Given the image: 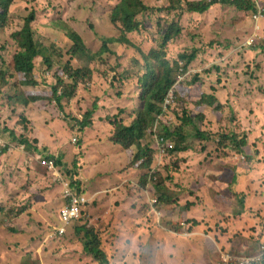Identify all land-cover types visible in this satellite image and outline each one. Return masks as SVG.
<instances>
[{"label":"rangeland","instance_id":"374dc122","mask_svg":"<svg viewBox=\"0 0 264 264\" xmlns=\"http://www.w3.org/2000/svg\"><path fill=\"white\" fill-rule=\"evenodd\" d=\"M251 1L260 7L258 11L264 17V0ZM34 2L38 5L37 21L66 23L83 38L91 52L100 47L98 37L119 34L107 22L98 20L104 15L100 11L108 12L116 0ZM188 2L210 0H181L175 11L145 15L152 26L160 18L162 26L165 22L179 21L181 35L166 50L170 64L194 50L199 56L191 70H179L178 66L175 74L177 83L181 82L177 88L198 78L193 92L186 94L185 104L178 103L177 96V106L174 104L178 118L186 112L194 122L186 128L188 150L179 155L170 156L171 151L160 155L153 135L147 139L155 151L151 172L166 165L163 177L181 173L178 178L173 175L174 182L169 181L175 191L182 193L178 206L166 208L158 204L152 180L148 178L145 187L140 183L149 171L127 168L132 153L130 157L107 140L113 118H119L120 112L130 116L139 106L135 85L138 74L136 69L129 70L130 54L117 49L116 57L87 64L70 58L69 45L55 36L52 70L47 71L41 65L36 67L34 79L42 84L34 91L50 95L52 87L57 86L56 69H62L66 63L71 69L90 70L91 76L78 82L70 99L61 101L62 109L56 106L55 100L19 107L15 99L33 89L15 88L16 80L8 77L7 87L0 84V130L6 143L0 156L10 154L9 162L13 166L7 178L0 177V186L5 187L6 199L12 203L3 208L0 216V264H97L81 252L75 227L83 223L98 233L109 264H215L223 253L253 255L259 245V249L264 246V34H254L256 27L264 32V18L219 5L204 15L194 16L183 13ZM30 5L29 0H16L8 30L0 31V68L11 60L14 47L10 35L21 27ZM146 5L158 10L168 8L169 1L147 0ZM38 34L48 36L43 31ZM133 36L132 41L145 55L157 50L158 45L152 42L150 34ZM127 38L131 40V36ZM252 38L255 42L248 47ZM117 63L118 69L109 73ZM117 74H129L134 80L122 88L117 83ZM60 81L63 93L68 90V76L63 74ZM241 82L247 86L240 87ZM201 96H215L223 107L221 113L211 116L207 109L196 110L195 103ZM94 103L96 111L90 126L79 127L76 122H81ZM201 112L204 115L200 122ZM174 124H178L174 114L163 122L170 128ZM42 125L46 126L43 134L47 140L38 149L41 154L44 150L48 152L37 162L32 159L30 165L24 147L10 139V133L16 138L23 136L31 143L36 131H42ZM157 127L163 135L161 124ZM196 129L207 134L208 144L195 137ZM223 131L245 139L243 154L228 148L227 144L232 142L222 144L221 152L215 151L216 144L222 141L218 133ZM49 155L62 157L61 165L53 163L51 168L46 167L42 161ZM4 170L0 164V176ZM17 172L21 175H16ZM58 176L62 183H79V191L88 198L81 219L68 226L64 236L53 234L62 198ZM20 190L28 194L36 191L38 200L34 212L22 206L23 200L17 203ZM33 195L25 198L26 205ZM9 209L12 215L5 216ZM152 210L158 214L157 221ZM14 219L19 221L15 223ZM237 235L247 240L246 248L238 246L241 239L236 241ZM252 239L257 241L250 244Z\"/></svg>","mask_w":264,"mask_h":264},{"label":"trees","instance_id":"16d2710c","mask_svg":"<svg viewBox=\"0 0 264 264\" xmlns=\"http://www.w3.org/2000/svg\"><path fill=\"white\" fill-rule=\"evenodd\" d=\"M29 1L31 5L29 6L28 14H24L23 16L21 27L10 35L14 52L10 62L1 65L0 84L2 87H7L8 83L6 82V78L8 77L10 80H16V83H14L15 88L19 86V88L23 89H33V91H24L20 97L15 99L16 102L14 103L19 107L27 108L30 105L33 106L37 103L43 104L46 102L51 103V101L55 100L56 106L62 109L61 101L70 99L73 92L76 90L78 82H84V79H88L91 76V72L88 69L83 72L80 69H71L69 64L66 63L63 64L62 69H56V83L57 87L61 86L60 78L63 74L67 75L69 80L68 90H64L60 97L56 96V87H52L51 94L46 96L43 95V93L38 94L40 92L34 91L42 84V82L39 84L37 80L34 79L36 67L41 65L45 67L47 71L52 70L51 59L55 51V36L69 45L68 55L70 58L84 61V63L86 62L87 64H94L99 60V62H102L109 57H116L115 50L117 49L130 54L128 65H131V68L129 70L132 71L136 69V73L138 74L135 85L139 106L130 116H127L124 112H120L119 118H113V122L109 123L110 134L107 140L112 146L130 154V157L132 153V159L130 158L127 168L149 171L140 183L142 187H145L148 178L152 180L155 184L154 187L158 196V204L166 208H176L182 193L180 191H175L174 188H172L173 184H170L169 181L174 182L176 179L173 175H176L178 178L181 173L176 172L167 177H163V169L166 165H162L160 167L162 169L159 168L158 171L151 172L155 151L150 147L147 139L152 138L155 122L159 117L163 116L167 118L174 114L177 116L178 124H174V126L170 128L160 123L165 138L174 142V149L171 150L170 156L174 153L179 155L188 150L186 128L193 126L194 122L188 118L186 112L182 118H178V112H175L174 109L177 106V100L178 103L184 101L183 103L185 104L186 94L188 93L189 95L193 92L194 87L198 83V78L196 77L194 80L188 81V84L186 83V85L177 88L178 95L175 102L176 106H173L174 108H170L168 112H163V104L169 89L177 83V76L175 74L179 64L182 63L184 65L183 69L188 72V70H191L190 68L194 66L195 62L196 64L198 63V59L196 60V58L199 56L197 55V51L194 50L190 55L183 54L179 56L177 62L170 64L167 61L166 50L170 43L181 35V28L178 24L179 21L171 23L165 22L162 26L160 22H163V19L160 18L157 22L155 21V25L152 26L150 24V19H145V15L175 11L174 9L179 7L181 0H168L169 7L158 10L154 7H148L146 5L147 0H116L115 5H113L108 12L100 11L104 15L99 16L98 20L107 22L109 26L113 27L110 29L117 31L119 34L112 37H98L100 47L96 52H91L86 46L83 38L66 23L62 21L40 23L37 21L38 14H36V10L38 9V5L34 0ZM70 1L78 2L80 0ZM218 5L235 8L238 12H256V5L251 0H210V2L200 3L188 2L183 13L192 14L194 16L204 15ZM14 8H16V0H0L1 33L8 30V25L12 19V9ZM51 9H54V7ZM56 9L58 10V6H56ZM42 31L48 34V36H41L38 34V32ZM135 34H146L148 36L150 34L152 42L158 45V48H156L157 50H150L149 53L145 55L132 41L133 35ZM258 34L259 36H263L264 32L261 30ZM129 36H131V40L127 38ZM178 62L180 63L178 64ZM118 65L119 63L112 67L109 73H114L118 69ZM128 75L129 74H117V83L122 88H125L127 84L134 80ZM239 86L244 88L247 85L245 82H241ZM195 107L198 111L207 109V111H210L211 116H218L223 109L221 103L215 96H201L199 101L195 103ZM95 111L96 106L94 103L90 106L89 110L85 112L81 122H76L77 125L81 128L90 126L91 123L89 121H91L90 119ZM202 115H204L203 112H201L200 118L198 119L200 122L203 119ZM210 117L208 116V118ZM20 119L24 120L22 117ZM10 134V139H15L20 146L25 149H30L31 152L38 151L33 147L35 144L34 141L30 143L23 136H18V138H16L13 132ZM218 134L222 141L216 144V152L222 151L221 146L222 144L225 146V142H232L234 150L240 154L244 153L246 144L245 139H240L237 135L229 134L227 131ZM194 135L200 142H206L207 144L210 142V138L207 134L199 129H196ZM202 146L203 148L205 147L204 145ZM61 158L62 157L55 158L53 155H49L43 159L42 162L44 164L52 160L56 166H59L61 165ZM75 163L76 161H74V164ZM167 171V174H170V171ZM233 184H235V181ZM78 186L79 183H76V181L71 182V187L79 191ZM175 186L177 187V183ZM190 205L192 207L194 203H188V206ZM20 212L19 210L17 213ZM3 213L4 210L0 206V216ZM10 215H12V212L9 209L5 213V216ZM75 231L80 236L78 241L82 247L81 252L85 256L91 258V260L97 264H109L103 248L104 245L95 229L85 227V223H83L81 226L75 227ZM62 236H64V234ZM242 237V235H237L234 236V239L237 241L243 239ZM252 241L255 242L257 240L252 239L250 244L253 243Z\"/></svg>","mask_w":264,"mask_h":264},{"label":"built area","instance_id":"2783aa9c","mask_svg":"<svg viewBox=\"0 0 264 264\" xmlns=\"http://www.w3.org/2000/svg\"><path fill=\"white\" fill-rule=\"evenodd\" d=\"M260 7L257 8L256 6V14L259 15V17H262V11H258ZM264 15V10H263ZM264 18V17H262ZM261 18V19H262ZM260 19V20H261ZM259 20V21H260ZM256 22H259L255 20ZM259 27H256L254 30V34L259 36ZM253 34V35H254ZM252 35V36H253ZM255 42V39L252 38L249 41L248 47H251L253 43ZM176 83L174 86H172L165 98L164 104H163V112H166L168 108L172 107L175 104L176 96H177V86L180 84ZM63 85V84H62ZM62 94V87H56V96L60 97ZM175 96V98H174ZM165 118L163 116L159 117L158 120L155 122V126L153 129V138L156 141L159 154L162 155L168 151H171L174 149L173 144L165 138L164 135L159 134L157 131V126L160 123H163ZM74 141V139H73ZM6 143L3 140V137H1V130H0V152L5 147ZM228 148L232 147V144H227ZM234 149V148H233ZM53 165L52 161H48L46 163V166L51 168ZM57 180L60 181V185L62 188V200L64 202V205L59 213V226L55 229V234L62 236L68 226H70L72 223L79 221L82 217V212L84 211V208L88 205V198L78 191L77 189L71 187V182L65 181V183L61 182L60 178L57 177ZM260 250V252H259ZM214 264V263H213ZM215 264H264V246H261L257 248V252L253 255H236V254H229V253H223L219 257V261Z\"/></svg>","mask_w":264,"mask_h":264},{"label":"crops","instance_id":"0c3cea01","mask_svg":"<svg viewBox=\"0 0 264 264\" xmlns=\"http://www.w3.org/2000/svg\"><path fill=\"white\" fill-rule=\"evenodd\" d=\"M34 106V105H33ZM32 107V106H31ZM20 113H23V112H20ZM24 113H26V115H27V113L28 112H24ZM56 127H57V125H56ZM44 128H46V126L45 125H42V131L41 130H39L40 132H41V134L39 133V131L37 130L36 131V133H35V136L32 138V140L35 142V144L33 145V147L34 148H36L38 151L36 152V151H32L33 152V154L30 152V149H25V151H26V155L29 157V159H27L28 161H29V164H30V162H31V160L32 159H34L36 162H37V160L40 158V156L41 155H44V154H46L48 151L47 150H44V152H43V154H41L39 151H40V149H38V148H40V147H42V146H44V145H42L41 143H43V142H45L46 140H47V138H46V136L43 134V130H44ZM64 130V129H63ZM68 132V131H67ZM42 137V138H41ZM71 140V139H70ZM22 147V146H21ZM28 152V153H27ZM10 154H8V155H2V156H0V164H2V166L3 167H5L6 168V170H4L3 171V173H2V176H0V177H3V179H5V178H7V176H8V172L9 171H11V172H13V166L10 164V163H12V162H9V158H10ZM21 160L23 161V162H25V159H24V157H21ZM41 162V161H40ZM39 164V163H38ZM31 165V164H30ZM10 168V169H9ZM33 169H35L34 167H33ZM36 170V169H35ZM16 175H21L20 173H15ZM59 178H60V176H58ZM22 178V176H20L19 177V181H20V179ZM59 186L61 187V185L59 184ZM1 187H3V186H0V188ZM33 193H26V192H24V191H22V190H20V193H18L17 194V199H18V202L17 203H20L21 202V200H23L24 201V203H21L22 204V206H26V208L28 209L27 211H33L34 212V210H35V207H36V205H37V200H38V197L35 195V192L34 191H32ZM32 194H34L33 195V197H32V200L30 201V203H28V205H26V202H25V198L26 197H30ZM85 195V194H84ZM6 196H8L7 195V193H6V189H5V187L4 188H1L0 189V205L2 204V208H5V207H7V206H12V203H9L8 202V200L6 199L7 197ZM86 196V195H85ZM87 197V196H86ZM63 205H64V202L62 201V198H61V206H60V209L58 210V214H57V221H58V225L57 226H55L53 229V232H55V229L59 226V213H60V210L62 209V207H63ZM34 208V209H33ZM42 212V211H41ZM38 214V213H37ZM151 214L155 217V219H156V221H157V216H158V214L156 213V211H154V210H152V212H151ZM13 222H17V221H19V219H14V220H12ZM70 227V226H69ZM68 227V228H69ZM67 228V229H68ZM54 234V233H53ZM247 241V240H246ZM245 241V239H241L240 241H239V243H238V246H240V247H242V248H246V245L247 244H249L248 242H246Z\"/></svg>","mask_w":264,"mask_h":264},{"label":"clouds","instance_id":"9594fccd","mask_svg":"<svg viewBox=\"0 0 264 264\" xmlns=\"http://www.w3.org/2000/svg\"><path fill=\"white\" fill-rule=\"evenodd\" d=\"M184 66H182V64H179V70L183 69ZM65 84V83H64ZM63 84V85H64ZM54 87H57L56 85ZM166 98V97H165ZM55 234V233H54Z\"/></svg>","mask_w":264,"mask_h":264}]
</instances>
